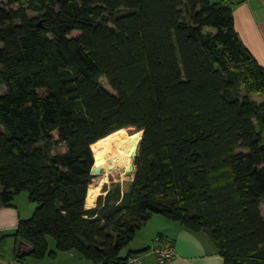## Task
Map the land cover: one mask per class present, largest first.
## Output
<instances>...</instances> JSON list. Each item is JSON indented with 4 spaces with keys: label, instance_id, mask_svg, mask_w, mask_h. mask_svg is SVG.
Returning <instances> with one entry per match:
<instances>
[{
    "label": "trees",
    "instance_id": "16d2710c",
    "mask_svg": "<svg viewBox=\"0 0 264 264\" xmlns=\"http://www.w3.org/2000/svg\"><path fill=\"white\" fill-rule=\"evenodd\" d=\"M0 85V202L36 203L19 260L127 264L160 213L204 230L224 264H264V68L225 0H0ZM140 130L127 188L104 182L86 207L93 154Z\"/></svg>",
    "mask_w": 264,
    "mask_h": 264
},
{
    "label": "crops",
    "instance_id": "0c3cea01",
    "mask_svg": "<svg viewBox=\"0 0 264 264\" xmlns=\"http://www.w3.org/2000/svg\"><path fill=\"white\" fill-rule=\"evenodd\" d=\"M232 7L233 23L241 41L252 53L258 63L264 68V0H225ZM111 185L108 183V187ZM102 187V186H101ZM98 191L89 189L85 198V206L96 203ZM104 194L106 191H99ZM19 194V193H18ZM16 194L12 205L0 202V264H23L26 258L19 260L16 253L27 250L28 244L21 243L13 236L20 219L29 217V211L34 207L32 201L17 202ZM157 236H163L171 241L175 255L168 264H224L217 247L204 230H191L177 220L164 214L154 213L136 231L128 243L125 256L130 253H140L141 261L137 264H154L155 254L152 248L157 245ZM123 248V249H124ZM54 248L49 250H54ZM74 250H60L54 256L45 255L34 264H51L62 258L64 264L76 260ZM63 262V261H62ZM27 264V263H26Z\"/></svg>",
    "mask_w": 264,
    "mask_h": 264
},
{
    "label": "rangeland",
    "instance_id": "374dc122",
    "mask_svg": "<svg viewBox=\"0 0 264 264\" xmlns=\"http://www.w3.org/2000/svg\"><path fill=\"white\" fill-rule=\"evenodd\" d=\"M30 13H31V12H29V14H30ZM78 33H79V32H77V31H72V34H78ZM100 82L102 83V85H103L106 89H108L109 91H112L111 88L108 86L106 80H105L103 77L100 78ZM40 91H43V90H40ZM2 92H4V88H3L2 85H0V93H2ZM125 130L131 132V131H133V130H135V129L129 127V128H125ZM120 132H122V133H124V134H129V133H127L126 131H120ZM134 132H135V131H134ZM54 135H55V134H54ZM137 137H140V132H137V133L131 135V136L128 137L125 141H129V140L134 139V138H137ZM107 144H108V143H107ZM104 148H105V147H104ZM104 148H103V149H104ZM60 149H62V147H60ZM105 156H106V155H105ZM101 161H102V160H101ZM99 165H100V164H99ZM117 175L119 176V174L117 173V171H114L113 174L110 175V177H109V179H110V180H109V184L112 185V184H114L115 182H120L122 188H123V189H126L127 186H128V183L132 180V178H131V177H132V174H128V175L126 176L127 179H126V178H125V179H124V178L121 179V178L117 177ZM98 176H99V175H98ZM98 176H93V178H92V182H95L96 179L98 178ZM112 178H113V179H112ZM117 180H118V181H117ZM105 182H106V181H105ZM91 186H92V184H91ZM101 186H102V185H101ZM101 186H100V189L96 190V191H98V192H97L98 195H99V193H100L99 191L102 190V187H101ZM90 189H91V187H90ZM94 191H95V190H94ZM17 194H18V193H17ZM18 195H19V196L16 198V200H17L18 203L21 202L22 200L28 202V200H27V192H26L25 190L20 191ZM33 203H34V207H35L36 203H35V202H33ZM19 204H20V203H19ZM34 207L29 211V216L32 214ZM263 214H264V204H263ZM46 238H47V241H48V248H49V249L54 248V246H55L54 238H53L51 235H47ZM125 250H126V248L122 249V250H121V254H123V253L125 252ZM74 251H75V250H74ZM75 252H76V251H75ZM76 253H77V252H76ZM75 255H77V256H76V260H74V262H72L71 264H94L93 261H92L91 259L86 258V257L80 255L79 253H77V254H75ZM60 259H61V260H57V261H55V262H52L51 264H64L65 261H64L62 258H60ZM38 261H40L39 258H34V257H31V256H27V257H26V260H25V262H26L27 264H34L35 262H38ZM62 261H63V262H62Z\"/></svg>",
    "mask_w": 264,
    "mask_h": 264
},
{
    "label": "bare ground",
    "instance_id": "6f19581e",
    "mask_svg": "<svg viewBox=\"0 0 264 264\" xmlns=\"http://www.w3.org/2000/svg\"><path fill=\"white\" fill-rule=\"evenodd\" d=\"M138 132H140L141 135V130ZM139 140H135L127 145H122V144L117 145L114 151L108 153L102 159L101 168L103 169V173L98 176L95 182H92L91 189L96 191L100 189V186L103 185L105 181L109 182L110 180L109 177L111 174H113L114 171H117V173L119 174V176L117 175V177L121 179L123 178L125 179L128 174L133 173L134 170H132L131 172H127L128 165L132 161V155L130 154V149L134 144H138ZM111 165L113 168L110 167Z\"/></svg>",
    "mask_w": 264,
    "mask_h": 264
},
{
    "label": "built area",
    "instance_id": "2783aa9c",
    "mask_svg": "<svg viewBox=\"0 0 264 264\" xmlns=\"http://www.w3.org/2000/svg\"><path fill=\"white\" fill-rule=\"evenodd\" d=\"M156 240L158 243L152 248L155 254L154 264H168L175 255V249L170 240L164 238L163 236H157ZM140 261L141 256L139 252L128 254L126 259L127 264H137Z\"/></svg>",
    "mask_w": 264,
    "mask_h": 264
},
{
    "label": "water",
    "instance_id": "95a60500",
    "mask_svg": "<svg viewBox=\"0 0 264 264\" xmlns=\"http://www.w3.org/2000/svg\"><path fill=\"white\" fill-rule=\"evenodd\" d=\"M38 25L41 26V21L38 22ZM142 135H143V130H141V135H140L139 143H138V144H134V145L131 147V149H130V154L132 155V161H131V162L129 163V165H128V169H127L128 171H127V172H131L132 170H134L133 173H132V177H131L132 179H133L134 174H135V168H134V163H133V161H134V158L136 157V155L138 154L139 145H140V141H141ZM101 160H102L101 157H98L97 155L93 154V164H92V166H91V173H92L94 176H98V175H100V174L103 173V169H102L100 166L97 167L96 169H94V166L100 164ZM110 167L113 168L112 165H111ZM106 183L108 184L109 182L106 181ZM21 243H24V244H25L24 241H22L21 239H19V240H18V247H17L18 249H19V245H20Z\"/></svg>",
    "mask_w": 264,
    "mask_h": 264
}]
</instances>
